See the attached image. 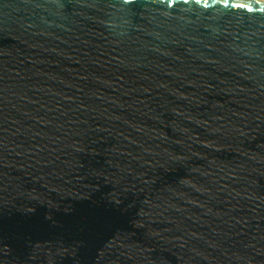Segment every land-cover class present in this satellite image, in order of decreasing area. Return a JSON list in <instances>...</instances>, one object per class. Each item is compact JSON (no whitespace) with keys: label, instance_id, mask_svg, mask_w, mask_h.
I'll use <instances>...</instances> for the list:
<instances>
[{"label":"water","instance_id":"95a60500","mask_svg":"<svg viewBox=\"0 0 264 264\" xmlns=\"http://www.w3.org/2000/svg\"><path fill=\"white\" fill-rule=\"evenodd\" d=\"M0 264H264V0H0Z\"/></svg>","mask_w":264,"mask_h":264}]
</instances>
